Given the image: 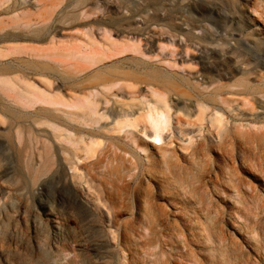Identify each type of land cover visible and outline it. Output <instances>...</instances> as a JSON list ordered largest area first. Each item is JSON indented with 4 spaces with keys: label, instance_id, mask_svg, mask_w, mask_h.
I'll use <instances>...</instances> for the list:
<instances>
[{
    "label": "rangeland",
    "instance_id": "rangeland-1",
    "mask_svg": "<svg viewBox=\"0 0 264 264\" xmlns=\"http://www.w3.org/2000/svg\"><path fill=\"white\" fill-rule=\"evenodd\" d=\"M0 264H264V0H0Z\"/></svg>",
    "mask_w": 264,
    "mask_h": 264
},
{
    "label": "bare ground",
    "instance_id": "bare-ground-1",
    "mask_svg": "<svg viewBox=\"0 0 264 264\" xmlns=\"http://www.w3.org/2000/svg\"><path fill=\"white\" fill-rule=\"evenodd\" d=\"M174 43V42H173ZM172 43V44H173ZM184 43V42H183ZM175 45H177V43L175 42ZM181 44H179V46H180ZM188 46V45H187ZM176 50V49H175ZM186 50H188V49H186ZM164 51V50H163ZM168 51V50H167ZM170 51H171V49H170ZM166 52V51H165ZM160 53H162V52H160ZM160 53H158V54H160ZM170 53V52H169ZM168 52H167V54L168 55H170ZM176 53V52H175ZM185 53V52H184ZM183 53V54H184ZM187 53H189V52H187ZM146 54V53H145ZM158 54H156L157 56H158ZM166 54V53H165ZM174 54V53H173ZM178 54V53H177ZM163 55V54H162ZM181 55V54H180ZM188 55V54H187ZM82 56V55H81ZM87 58H88V56L87 55H85ZM155 56V55H154ZM171 56V55H170ZM177 56V55H176ZM179 56V55H178ZM177 56V57H178ZM183 57L182 58H184V56L185 55H182ZM78 57V56H77ZM86 57H84L85 58V61H86ZM146 57V56H145ZM189 57H190V55H189ZM189 57H187V58H189ZM79 58H80V56H79ZM83 58V59H84ZM148 58H151V59H153L152 57H148ZM89 59V58H88ZM157 59V58H156ZM159 59H160V63H163L164 65H166V69L168 70V71H171L172 72V70H174V69H178V67H179V64H178V61H177V59L175 58V61L173 60V62L172 61H170V59H169V57L167 56V55H163V56H159ZM181 59V58H180ZM77 60H79V59H77ZM96 60V59H95ZM184 60H187V59H184ZM80 61V60H79ZM92 61V60H91ZM142 61V60H141ZM146 60H144V62H145ZM159 60L157 59V62H158ZM181 61V60H180ZM88 62H90V61H88ZM183 62V61H182ZM181 62V63H182ZM82 63V62H81ZM146 63V62H145ZM168 63V64H167ZM186 64V63H185ZM181 65V64H180ZM81 66V65H80ZM181 66H183V65H181ZM76 67V66H75ZM80 69H81V67H80ZM82 69H84V68H82ZM187 69V68H186ZM180 70H181V68H180ZM193 70V69H192ZM184 71V70H183ZM189 72H190V70H189ZM244 72V71H243ZM175 73H176V70H175ZM191 73V72H190ZM189 73V74H190ZM195 73V72H194ZM193 73V74H194ZM205 73V72H204ZM208 73H206V75H207ZM175 75V74H174ZM184 75H185V73H184ZM192 75V74H191ZM209 75V74H208ZM187 77V76H186ZM193 77L195 78H197V76L195 75V76H192V77H188L187 79L189 80V83L193 86V85H195V86H197L198 84H196V81L198 82V83H200V85H203L204 86V84H206L205 86H206V89L207 88H209V87H211L210 85H208L207 83L208 82H210V80L212 79V78H210V80L208 81V80H204L203 82L202 81H200L199 82V80H194L193 81ZM115 78V77H114ZM117 78H119V77H117ZM183 78H184V76H183ZM107 79V78H106ZM105 79V80H106ZM110 79H112V78H110ZM120 79L121 78H119V79H114V80H112V82L114 83L115 82V84H120ZM109 80V79H108ZM213 80H214V78H213ZM104 82V81H103ZM109 82V81H108ZM139 82V81H138ZM182 82V81H181ZM213 82V81H212ZM106 83V82H105ZM153 83V82H152ZM188 83V82H187ZM186 82H185V85L187 84ZM189 83H188V85H189ZM212 84V83H211ZM111 85V84H110ZM110 85H103L102 86V88H103V90L104 89H106V87H107V91H109V92H106V96H104V97H106L105 98V101L103 100L104 99V97L100 94L101 92H100V90H99V94H100V96L103 98L102 99V101H103V103H101L100 101H97L98 100V98L97 97H94V98H97V100H94L93 99V97L91 98V95L93 94V92L90 94L89 93V95L90 96H88L87 98H86V100H85V98H84V102H87L86 104L84 103V102H80V103H82V104H80L79 102V104H77L76 106H78V107H76L75 106V103L73 104V105H71L70 103L68 104V106H69V108L68 109H70V110H68V112L69 113H75L74 112V110L76 109H78V108H80V110L81 109H83V111L84 110H86V112H85V114H90L91 116H94V117H97V118H95V119H97L98 120V122H99V127L100 128H103V129H106V130H110V131H113V130H117L118 129V127H119V125H121V127H123L122 126V124H123V121H120V119H119V117H123V118H125V124H127V123H129L130 124V122H131V119H130V117L132 116V115H134L133 113H131L130 111H128L126 108H121L120 110H117V109H113V110H111V103H114V102H112V97H114V96H117V93L115 92V88H117V87H119V86H115L114 84V89H110ZM172 85V84H171ZM208 85V86H207ZM213 85V84H212ZM166 86V85H165ZM214 86V85H213ZM105 87V88H104ZM122 87H123V85H122ZM122 87H120V88H122ZM168 87V86H167ZM166 87V88H167ZM101 88V87H100ZM119 88V89H120ZM171 88V87H170ZM167 89V90H170L171 91V89ZM192 88V87H191ZM202 88V87H201ZM204 88V87H203ZM119 89H118V92H119ZM189 89H190V87H189ZM199 89V88H198ZM197 89V90H198ZM211 89V88H210ZM214 89H215V87H214ZM102 90V89H101ZM114 90V92H115V94L114 93H111L112 91ZM121 90V89H120ZM123 90V89H122ZM156 89H154L153 91H154V93H156L157 94V96L156 97H158V99L157 100H155L154 102H153V100L152 99H149V98H147L148 99V103L146 104V107L144 108L145 110H146V114L145 115H142L141 116V118L142 119H144V121H145V123L143 124V126H144V129H143V131L145 132V134H147V135H150L149 134V132H151V129H154V133H152L149 137L150 138H152V139H154V140H157V139H159V140H162L163 139V132L164 131H166L165 129L167 128H170L169 126H170V122H171V119H172V105L169 103V101H167V100H163V99H159V96H164V97H166V95H164L163 94V92H161V94H160V92L158 91H155ZM161 90V89H160ZM166 89H164L163 91H165ZM167 90H166V92H167ZM172 90H174V89H172ZM176 90V89H175ZM192 90V89H191ZM201 90V89H200ZM106 91V90H105ZM111 91V92H110ZM169 91V92H170ZM209 91V90H208ZM211 91V90H210ZM214 91V90H213ZM96 92V90L94 91V93ZM195 92V91H194ZM216 92V91H215ZM224 90H223V88L221 87V86H219V87H217V93H219L220 94V96H222V98H223V100H225V98L223 97V95H224ZM165 93V92H164ZM178 93V92H177ZM183 95H186V97H187V100H188V107H190L191 105H193V101H192V98L190 97L191 95V92L189 93V91L187 92V91H182L181 92ZM193 93V92H192ZM155 94V95H156ZM163 94V95H162ZM95 95H97V93L95 94ZM94 95V96H95ZM104 95V94H103ZM154 95V96H155ZM168 95V94H167ZM179 95H181V94H179ZM187 95H190V96H187ZM93 96V95H92ZM99 95H98V97H100ZM153 96V95H152ZM178 96V95H177ZM218 96V95H217ZM148 97V96H147ZM155 97V98H156ZM180 97V96H179ZM112 98V99H111ZM151 98V97H150ZM169 98H170V95H169ZM185 98V97H184ZM222 98L220 97V100H222ZM228 97H226V99H227ZM219 99V98H218ZM169 100V99H168ZM222 100V101H223ZM32 101V100H31ZM113 101H115V100H113ZM205 101H207V100H205ZM219 102H221V101H219ZM224 102H227V101H224ZM84 103V104H83ZM200 103V102H199ZM202 103V102H201ZM230 102H227V104L226 105H231V104H229ZM103 104V111H101V108H100V105H102ZM221 104H222V102H221ZM225 104V103H224ZM206 105V107H207V104H205ZM202 106H204V104H202L201 105V107ZM225 106V105H224ZM85 107V108H84ZM112 107H113V104H112ZM200 107V111H201V115L199 116V118L200 119H202V120H208V121H210L212 124H216V122H218V121H220V122H222V119L224 118L223 116H224V114L222 113V111H220L219 109L217 110V112L216 113H214V114H211L210 116L208 115H206V112H208V108H207V111L204 109V107L203 108H201ZM205 107V108H206ZM220 107V106H219ZM226 107V106H225ZM202 109V110H201ZM221 109V108H220ZM79 110V109H78ZM222 110V109H221ZM66 112H67V110H66ZM68 112L66 113L67 115H68ZM81 112V111H80ZM109 113H111L110 114V117H111V115H112V117H113V119H112V122H114V125H113V123L111 122V121H106V118L109 116ZM74 115H78V114H74ZM74 115H71V116H74ZM81 115H84L83 113L81 114ZM80 117V116H79ZM83 117V116H82ZM94 119V120H95ZM105 119V123H102V120H104ZM139 120H140V118L139 117H137L136 119H135V121L134 122H132V123H135V125H133V127L134 126H139L140 124H139ZM116 122V123H115ZM219 123V122H218ZM141 127V126H140ZM142 128V127H141ZM141 128H140V130H141ZM68 131V130H67ZM165 133V132H164ZM67 134V133H66ZM70 135V134H69ZM84 136V135H83ZM75 141V140H74ZM79 142V141H78ZM82 142V141H81ZM153 142V141H152ZM83 143H84V141H83ZM84 144H87V143H84ZM80 146H82V145H80ZM86 146V145H85Z\"/></svg>",
    "mask_w": 264,
    "mask_h": 264
}]
</instances>
